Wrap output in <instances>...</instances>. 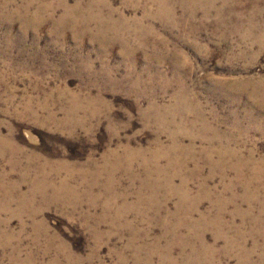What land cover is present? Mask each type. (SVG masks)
Wrapping results in <instances>:
<instances>
[{"label": "rangeland", "instance_id": "obj_1", "mask_svg": "<svg viewBox=\"0 0 264 264\" xmlns=\"http://www.w3.org/2000/svg\"><path fill=\"white\" fill-rule=\"evenodd\" d=\"M0 139V264H264V0H0Z\"/></svg>", "mask_w": 264, "mask_h": 264}, {"label": "bare ground", "instance_id": "obj_2", "mask_svg": "<svg viewBox=\"0 0 264 264\" xmlns=\"http://www.w3.org/2000/svg\"><path fill=\"white\" fill-rule=\"evenodd\" d=\"M196 121V120H195ZM185 122V121H184ZM180 124H182V123H180ZM193 124V123H192ZM209 129L210 127H209V125L207 124V123H204V125H203V129ZM174 134V133H173ZM172 134V135H173ZM171 135V136H172ZM173 137H175V135L173 136ZM1 140V139H0ZM2 142H3V140H1ZM177 137L176 138H172V140H171V145L169 146V148H170V150H172V148H175V149H177V146H180V144H178L177 143ZM164 146H162V145H160V148L159 149H157V151H156V153H154L153 154V157H154V160H158V158L161 156V154H163V152L165 153L166 152V150H165V147L163 148ZM167 149V148H166ZM174 149V150H175ZM179 149V148H178ZM177 149V150H178ZM207 151V153H209L208 151H210L209 149L208 150H206ZM219 152H220V162H221V164L223 165V159L225 158V156H227L228 154H230L233 158H235V159H237V163L236 164H238V165H240V164H244L246 167H248L249 169H250V172L252 173L251 175H253V174H258L259 172H260V174H261V171L260 170H257V168L254 166H251V161H245L242 157H240V156H237L238 154L235 152V151H232V149L230 148V145L228 144V142H223V144L221 145V148L218 150ZM228 151H230L231 153H228ZM131 152H134L133 150H128V154H127V159L130 161V164L133 162V159H134V154L135 153H131ZM211 152V151H210ZM130 153V154H129ZM137 154V153H136ZM142 154V153H141ZM212 157V156H211ZM209 161H213V159L211 160V158H209ZM228 162V161H227ZM216 163V162H215ZM143 165H144V163H143ZM158 171V170H157ZM259 174V175H260ZM147 176H149V172H148V174H147ZM238 177L240 176V177H242V176H244L243 175V172L242 171H239V173H238V175H237ZM254 176H256L257 177V175H254ZM249 180V179H248ZM184 182H186V180L184 181ZM185 186V185H184ZM204 187V186H203ZM184 189V188H183ZM0 190H3V191H5V193H6V196L7 197H9L11 194H8L7 192H8V190L6 189V188H4V187H1V185H0ZM183 191H185V189L183 190ZM183 191H182V193H183ZM186 192V191H185ZM187 194H188V192H187ZM115 201V199H113L112 201H111V203H113ZM112 205V204H111ZM198 207V206H197ZM193 208V207H192ZM195 208V207H194ZM119 209H121L122 211L124 210V207H121V208H119ZM196 209V208H195ZM121 210H119V212H122ZM193 211V210H192ZM191 211V212H192ZM194 211H196V210H194ZM187 216H189V212H188V214H187ZM202 216V215H201ZM200 216V217H201ZM204 218H205V216H203ZM204 218H203V220H204ZM205 221V220H204Z\"/></svg>", "mask_w": 264, "mask_h": 264}]
</instances>
